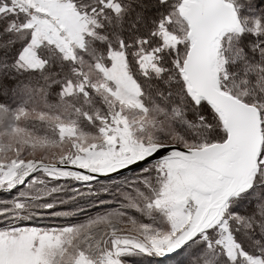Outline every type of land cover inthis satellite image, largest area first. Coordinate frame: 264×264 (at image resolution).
Instances as JSON below:
<instances>
[{
    "label": "snow or ice",
    "instance_id": "6c2138e0",
    "mask_svg": "<svg viewBox=\"0 0 264 264\" xmlns=\"http://www.w3.org/2000/svg\"><path fill=\"white\" fill-rule=\"evenodd\" d=\"M0 264H264V0H0Z\"/></svg>",
    "mask_w": 264,
    "mask_h": 264
}]
</instances>
